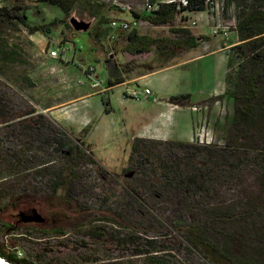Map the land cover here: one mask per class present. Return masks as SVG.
<instances>
[{
  "label": "trees",
  "instance_id": "1",
  "mask_svg": "<svg viewBox=\"0 0 264 264\" xmlns=\"http://www.w3.org/2000/svg\"><path fill=\"white\" fill-rule=\"evenodd\" d=\"M76 2L33 1L56 7L68 17ZM186 2L179 11L173 3L159 4L149 14L130 13L134 21L168 26L178 14L205 11L204 0ZM232 2L239 10L235 24L238 44L232 51L242 57L231 71L234 57L227 56L223 95L232 100L228 132L234 138L227 134L222 147L133 138L126 166L114 176L97 166L53 121L36 113L20 91L0 83V202L24 196L32 200L31 204L43 206L39 185L49 198L59 193L63 204L73 206L67 212L59 207L56 214L63 221L45 225L49 229L39 227L43 222H0V259L8 264H195L193 258L197 257L201 264H264V207H258L246 189H241L247 200L244 207L238 202L241 197L226 203L219 195L226 185L236 191L249 165L264 177V140L257 138L260 131L264 134V109L258 104L264 94V0H222L225 7ZM17 10L0 7V27L11 26L13 21L25 27L29 35L41 30L27 26ZM110 21L99 19L98 23ZM171 33L177 39H155L131 28L122 36V52L133 56L148 53L151 48L179 52L195 48L204 38L193 36L187 29ZM14 56L5 44L0 45L1 62L15 61ZM116 83L107 82L108 86ZM8 91L11 100L5 96ZM186 99L179 96L169 101L178 104ZM245 141L250 146H245ZM86 166L94 168L103 187L99 195L94 193L88 176L80 172ZM28 178L32 184L26 183ZM10 181L15 185H9ZM112 184L120 185L121 195L106 191ZM154 190L160 192L159 197L163 193L173 196L166 198L170 208L156 209L158 204H167L163 196L156 204L143 198L148 193L157 196ZM55 206L51 204L49 209ZM36 208H30L29 216ZM16 224L23 227L19 229L23 233L14 234ZM25 241L35 244L30 251L22 252Z\"/></svg>",
  "mask_w": 264,
  "mask_h": 264
},
{
  "label": "rangeland",
  "instance_id": "2",
  "mask_svg": "<svg viewBox=\"0 0 264 264\" xmlns=\"http://www.w3.org/2000/svg\"><path fill=\"white\" fill-rule=\"evenodd\" d=\"M33 1L34 0H0V7L3 6L8 9L12 7L18 8L17 13L22 17L27 26L41 28L40 31L29 35L25 27L16 24L13 21H11V24L13 23L11 26L2 24L0 27V45L5 44V47H7L11 53H15V61H0V83H4L8 87L19 92L23 87L22 77L25 71L24 61L25 57H27L26 52L42 50L47 53L50 49L48 44L49 41L43 46L41 43L44 41L42 36H47L46 34H48L49 31L54 32L53 34H58L55 32L58 28L61 29L62 38L58 42L55 40L54 48L56 47L64 50L63 53L69 57L72 54H75L78 59L84 57L82 59L84 63L91 64L99 71L100 67L103 66L102 58L107 55L112 56V61L116 64L118 69L122 68L125 61V54L122 52L124 38H122L121 33L117 34L118 23L122 19H127L130 22L134 21L130 11L142 14L141 11L144 0H77L69 17L63 15L56 7L33 3ZM238 14L239 10H237L236 4L235 2H232L226 7L222 4L221 10L218 11L216 17L213 18L206 11L193 12L187 15L178 14L168 26H153L142 21H135L134 27L138 34L147 35L155 39H177V36L171 33V31L175 29H187L191 34L197 35V38L199 37V34L207 37L197 41L196 48L186 49L179 52H172L167 48L161 50L151 48L148 53L133 56V63H143V61H145L146 67L152 69L166 67L161 71V74L157 78L154 77L148 80L147 86L151 87L157 83L159 88L158 97L161 99L179 97L180 95L187 94L188 100L182 105L183 110H180L182 111L180 113L189 115L188 117L192 116L194 121L197 120L199 115H202L201 120L196 124L197 131L203 128L204 132H207L212 136L217 147H222L224 145L227 134L234 138L233 133L228 132L233 116L232 100L226 95H223V93L226 89L224 78L228 72L227 56L234 57L231 71L236 68V65L242 57L239 52L232 51V47L238 44L235 32V24ZM69 18H72L77 22L88 23L89 27L87 31H73L68 24ZM191 18L194 20L193 26H191L188 21V19ZM99 19L114 20V25L111 26L106 23L99 24ZM59 21H62V23ZM51 22H53V24L47 26ZM65 24L68 25V28H65ZM44 27L48 29V32L45 33V30L42 31ZM213 27L219 29L216 31L215 35H211V28ZM226 39L230 40L231 46L223 50V52H210L200 58L194 60L191 59L200 51H206V49H209L211 46H213V48H220V40L226 45ZM93 47L94 51L91 50ZM245 53L248 54L249 52L246 50ZM10 58L13 57L11 56ZM135 69L136 71H140L143 67L137 66ZM120 88L122 87H116L108 93V109H111L112 112L110 114H105L98 121L100 128H107L108 138L106 141L102 140L98 132H95L87 141V144L93 148L90 149L88 153H90L97 166L114 176H118L121 170L126 166L129 155V143L132 140L129 136L134 134L136 130L140 129L136 119L133 123L130 122V120L123 116V107L115 104V92L118 93V89ZM126 88V91L130 89L142 91V87H139L137 83L133 84V86L129 85ZM5 96L11 100L10 91H8ZM118 96L120 97L119 93ZM140 99L141 98L137 100ZM137 100L133 99V101ZM258 104L259 107L264 109V94L259 96ZM137 106L138 104L133 102V107L136 108ZM191 107L196 108V112L190 111ZM177 119L179 128H183L181 127V122L183 121L185 124V121L179 118ZM85 132H88V129H86ZM260 132L257 134V138L259 140H264V134L262 131ZM97 144L105 145L103 147H97ZM244 144L245 146H250V142L245 141ZM231 145L233 146L236 144L231 143ZM248 155H250V152ZM249 166V170H244L243 178L236 191L228 189L227 185L220 189L219 195L221 196V200H226L227 203L228 199H237L236 197H241V200H238V202L244 207V200L245 202L247 200L243 192H241V189H246V192L249 193L248 197L251 196L253 200L256 201L258 207H264V177H261L258 168L251 165ZM80 172L84 176H88L87 179L92 185L94 193L98 195L102 193L101 191H103V187L100 185L92 166L81 168ZM262 175H264V173ZM26 183L32 184V180L28 178ZM9 185H15V183L10 181ZM124 185L128 186L129 182H125ZM37 188L40 189L38 195L41 199L40 202L42 201L44 204L43 206L31 204L30 201L32 200L24 196L14 197V199L10 198L9 202H7V199H4L0 202V206H2L0 222L12 225L16 223L15 219L18 212H25L28 208L37 207L35 212L43 220V225L39 227L45 225L51 227L60 224L63 219L56 214L59 213L57 210L61 209L59 207H62L65 212H67L68 210L73 209V206L63 204L60 198H58L59 193L57 196L49 198V196H46L45 192H42V186L38 185ZM106 191H108L110 195H121L120 185L117 186L112 184L110 189L106 188ZM154 191L157 193V196L155 197L149 195V193L147 196H143V198H146L150 204H156L159 201H162V199L163 201H166V198L170 199L173 197L170 194H165V196H163L164 193L161 195L165 198L162 196L159 197L160 192L157 190ZM13 200H16V202L14 206H11L10 204ZM166 202L167 204L165 206L158 204L159 207H156V209L162 207L161 209L167 210L170 208L169 202ZM51 204H55L57 207L55 206V208L52 209L51 207L49 209ZM74 219L79 221L80 217H74ZM47 226H45V229L50 228H47ZM21 228L23 229L20 224H16L17 232H14V234L23 233L22 230H19ZM236 228H240V226H237ZM34 244L35 243L33 242L25 241V245L23 243L21 251H30V249L34 247ZM193 262L195 264L202 263L197 257L193 258Z\"/></svg>",
  "mask_w": 264,
  "mask_h": 264
},
{
  "label": "crops",
  "instance_id": "3",
  "mask_svg": "<svg viewBox=\"0 0 264 264\" xmlns=\"http://www.w3.org/2000/svg\"><path fill=\"white\" fill-rule=\"evenodd\" d=\"M122 20L129 21L127 19ZM55 32L58 34H53L54 32L49 31L46 34L47 36H42L44 41L41 43L43 46L49 41L48 44L51 49L55 45V40L57 42L61 40V29L58 28ZM119 33L118 31L117 34ZM192 35L197 36L195 34ZM199 36L204 37V39L207 38L201 34ZM219 42H221L220 48L211 46L206 51H200L191 59L200 58L210 52H223V50L231 46L229 39H226V45L221 40ZM91 50L94 51V47ZM26 54L27 57H25L24 61L25 71L22 77L23 87L21 90L19 89L20 93L28 100L36 113H40L53 121L76 143L82 148L84 147L83 149L87 154L90 155L88 151L93 149L87 144L88 138L92 134L98 132L102 140L105 141L108 138L107 128H100L98 121L105 114L112 112L111 109H108V93L116 87L122 88L118 89L120 97L115 92V104L123 107V116L125 118L132 123L136 119L140 127L134 134L129 136L130 139L141 138L162 142L191 143L193 130L197 122L201 120L202 115H199L197 120L194 121L192 116L188 117L189 115L180 113L182 112L180 110H183L182 105L186 103L188 98L175 104L169 101L171 97L167 99L158 97L159 88L157 83L151 87L147 86L148 80L154 77L157 78L166 67L152 69L146 67L145 61L143 63H133V55L127 53H124L125 61L120 69L112 61L111 55L103 56V66L100 67V71L91 64L84 63L82 60L84 57L78 59L75 54L69 57L64 53H59L56 59L48 58L46 52L42 50L36 52L27 51ZM83 66H91L93 68L95 77L101 79L105 87H107L105 94L94 93L88 88L81 71ZM137 66H142L143 69L136 71L135 67ZM114 81H118V83L108 86L107 82L112 83ZM135 83L142 89H148L149 95L137 101L127 99L125 95L126 87L129 85L133 86ZM180 96L188 97L187 94ZM133 102L138 104L136 108L133 107ZM177 118L185 121V124L183 121L181 122V127L183 128H179ZM86 129H88L89 133L84 132V134H81ZM104 145L97 144L96 146L103 147Z\"/></svg>",
  "mask_w": 264,
  "mask_h": 264
},
{
  "label": "built area",
  "instance_id": "4",
  "mask_svg": "<svg viewBox=\"0 0 264 264\" xmlns=\"http://www.w3.org/2000/svg\"><path fill=\"white\" fill-rule=\"evenodd\" d=\"M175 4V9L179 11L182 8H185L187 6L186 0H154L152 2H149L147 0H144L142 5V14H149L153 11H155L159 4ZM205 5V11L213 18L216 17L218 11L221 10L222 6V0H204ZM189 13H184V15H187ZM190 22V25H194V20L188 19ZM109 25H114V20H111ZM135 27V21H119L118 23V31L123 35H125L129 29ZM211 35H215L216 31L219 29L217 27L211 28ZM220 32V31H219ZM225 36V34H224ZM64 50L59 48H51L47 51L46 56L50 59H56L59 55V53H63ZM81 71L83 73V77L85 82L88 85V88L97 94H105L107 91V87L103 84V81L101 79H98L95 77L93 68L91 66H83L81 67ZM126 98L137 100L139 98H145L149 95V90L144 88L142 91H135V90H129L125 91ZM196 108L191 107L190 111L196 112ZM191 144L195 145H215V141L212 138V136L204 132L203 128L197 131V127L193 130V138L191 141Z\"/></svg>",
  "mask_w": 264,
  "mask_h": 264
},
{
  "label": "water",
  "instance_id": "5",
  "mask_svg": "<svg viewBox=\"0 0 264 264\" xmlns=\"http://www.w3.org/2000/svg\"><path fill=\"white\" fill-rule=\"evenodd\" d=\"M68 24L70 25L73 31L86 32L89 27L88 23L77 22L72 18L68 19ZM23 221H32L35 223H41L43 220L36 212H33L30 218H26Z\"/></svg>",
  "mask_w": 264,
  "mask_h": 264
},
{
  "label": "flooded vegetation",
  "instance_id": "6",
  "mask_svg": "<svg viewBox=\"0 0 264 264\" xmlns=\"http://www.w3.org/2000/svg\"><path fill=\"white\" fill-rule=\"evenodd\" d=\"M29 210H31L30 208L29 209H26L25 210V212H22V211H20V212H18L17 214H16V219H15V221H23V219H25V218H30L31 216H29L30 215V211ZM32 214V213H31Z\"/></svg>",
  "mask_w": 264,
  "mask_h": 264
},
{
  "label": "bare ground",
  "instance_id": "7",
  "mask_svg": "<svg viewBox=\"0 0 264 264\" xmlns=\"http://www.w3.org/2000/svg\"><path fill=\"white\" fill-rule=\"evenodd\" d=\"M0 264H8V263L5 262L4 260L0 259Z\"/></svg>",
  "mask_w": 264,
  "mask_h": 264
}]
</instances>
